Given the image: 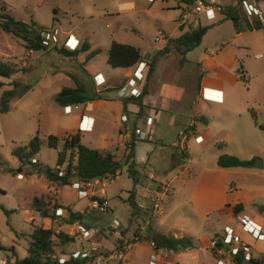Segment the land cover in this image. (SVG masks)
Instances as JSON below:
<instances>
[{
	"label": "crops",
	"instance_id": "crops-1",
	"mask_svg": "<svg viewBox=\"0 0 264 264\" xmlns=\"http://www.w3.org/2000/svg\"><path fill=\"white\" fill-rule=\"evenodd\" d=\"M122 1L124 4L142 6L159 0ZM162 1L168 3L167 0ZM174 2H176L177 6H173L171 9H179L180 11L186 4L184 1L177 2L175 0ZM261 5H264V1L258 3V6ZM133 11L135 9L125 12L131 13ZM55 13L57 12L55 11ZM121 13L116 15L120 16ZM190 23L198 26L194 21H190ZM207 23L209 25L213 24V26L204 36L201 45L204 44V39L208 33L215 28L214 22L209 21ZM234 29L235 35L232 36L230 41L227 40L225 44L224 39H219L208 44L210 46L208 53L200 57L199 69L201 70L202 80L199 83L194 106L191 107L190 111H187L182 106L185 88L179 93L178 102L173 103L172 107L168 104H161L157 96H155V92L157 93L167 83L160 84L157 87L158 82H156L153 90L146 89L143 110L133 100L128 101L125 106L124 101L130 96L123 92L124 88H128L126 92H129L133 87H136L137 91H142L144 88V78L147 70L146 62L130 68H113L109 63L108 69L99 68L95 65V61L101 56L103 48L109 55L113 41L130 44L127 42L130 38L128 34L120 30L114 31L109 36L108 46L106 47L94 42L93 35L95 33L73 29L63 36L60 35L62 36V41L68 35L80 40L78 53L72 57L63 56L56 50H51L52 48H48L46 51L29 49L26 54L28 60L40 58L48 60L55 58L51 54L55 52L64 59L61 62L63 67L59 66V68H69L71 66V71L56 70L57 66L51 67L56 70L55 73L58 74L59 78L65 81L64 84H60L57 87V93L52 96L55 102L56 96L65 87L75 88L77 86L76 80L81 83L88 82L95 88L94 94L90 95L91 97L101 96L80 104L79 108H74L70 114L65 112V106H61L56 102L60 108H56L55 110L57 111L52 110L51 112V114L55 115L52 120L56 124L53 127L55 129L53 134L59 136L61 140L67 136L79 134L83 144L101 152H111L119 161L125 160L129 152L127 143L132 138H138L135 149V168H143L144 171L137 170L139 171L137 176L139 182L142 177L148 180L152 188H149L150 190L146 192L147 202L145 204L138 203L141 207V212L138 215L132 217L131 211L130 217L125 223L115 220L110 225L112 228L119 227L115 234L125 242L123 244L127 253L124 252L118 264H149L154 255L156 256L157 264H218L211 242L229 228H233L241 239L249 245L253 258L264 257V238L254 239L245 232L242 221L245 216H249L254 223L262 227L264 232V213H261L258 209L259 206H264V128H259L257 125L259 122H263L264 107H255L257 103L256 93H252L245 103L237 107L235 101L236 93L234 92L237 79H240L237 70L241 65L244 67L239 55V49L245 47V45H248V48H251V46L250 43L233 42L238 41L246 33L257 29L240 32H237L236 28ZM132 30L134 31L136 28ZM164 32L166 35L169 33L167 31ZM168 41L169 36L167 35V39L157 42L162 43V46L165 47ZM84 45L90 46V48L83 51ZM131 45L140 48L142 52L139 45ZM162 46L157 49H161ZM53 48L55 49V47ZM95 50H100V53L91 55ZM193 51L190 53H193ZM258 53H255L254 59H263L256 58ZM252 61V63L247 62V69L258 74L260 81L264 84V62L260 64L259 68L253 69L254 60ZM32 67H34L33 64H30L29 68ZM159 68L160 66L156 69L155 78ZM116 70H119L121 75H116L112 72ZM137 71L143 72V79L138 80L136 78ZM246 73L249 76V72L247 71ZM99 74L105 80L102 85H97L95 81V77ZM218 105H225L229 109L224 108L226 111L218 112L214 108V106ZM185 110L188 113L189 122L180 129L174 128L177 123L176 113L177 115L184 114ZM168 112L172 114L168 118L169 126H163V115H167ZM83 116L90 118V122L93 125L92 128L80 129ZM149 118H152V124H148ZM222 118L223 120H218ZM218 123H220V126L223 125L221 129H217L220 127L217 125ZM137 128H141L146 133L151 134L153 138L140 139L135 134ZM187 128L190 129L189 146L195 140L200 144L208 142L209 146H217L218 148L215 151L212 164L206 165L203 163L199 169L195 170L196 172H194L191 181L182 183L180 177L185 173L184 168L189 169L194 161L192 153L185 152V146L180 144V141H183L180 132ZM255 135H260V138H256ZM199 136L202 137L201 142L196 140V137ZM235 141L241 144L240 146L244 148L242 152L245 153L240 154L237 150L226 149L228 144H232V142L234 144ZM167 147L173 148L172 156L168 161L156 153L158 149L160 151V149ZM180 152L184 158L188 159L187 165L183 164ZM223 153L235 154V156L238 155L237 157L253 161V163L247 167H221L218 160ZM42 163L45 164L46 162ZM260 166H263V168ZM125 168L127 172L128 166H125ZM160 168L163 173H168V176L171 171L173 173L172 178L169 180L168 177H161L159 175ZM99 182L100 179H97L96 182H82V184H84V188L87 191H93V194L106 199L103 195H99L97 191L86 186V184L95 186ZM139 182L136 184L137 187ZM158 185H162V187L159 188L157 187ZM89 201L85 213L80 212L84 216V222L82 221V223L85 226L79 224V222L75 223L74 227L79 231V236L75 237V241L70 244L73 246L77 245L78 249L74 252L81 250L82 247H87L85 251H89L94 245L100 248L104 247L108 251L109 248H113V245L108 243L110 239L104 234L98 233L101 228H94L85 222L86 215H90L88 213V208L91 207L92 202L90 197ZM106 202L108 203L107 199ZM236 206H241L239 212H236ZM72 211L79 212L75 211V209H72ZM109 211H112L110 207ZM36 222L33 226H39ZM81 229L89 232L88 237L84 236ZM161 235L175 238L187 236L195 241L197 247L180 251L158 248L154 243L160 239ZM234 246L240 247L239 243H235ZM137 247L143 249L144 261H140L134 254H130L132 251H136ZM72 254H65L64 256L67 257L65 259L70 258ZM128 255L130 256L128 257ZM225 258L227 264H235V257H232V255L227 254ZM101 259L103 258H98L97 264H109L110 259Z\"/></svg>",
	"mask_w": 264,
	"mask_h": 264
},
{
	"label": "rangeland",
	"instance_id": "rangeland-1",
	"mask_svg": "<svg viewBox=\"0 0 264 264\" xmlns=\"http://www.w3.org/2000/svg\"><path fill=\"white\" fill-rule=\"evenodd\" d=\"M174 1L167 0L168 3H166L159 0L154 3L137 6L136 4H124L122 0H0V7H5L6 12L18 20L27 23L37 22L42 27L58 32L62 36L73 29L95 33L93 35L94 42L100 43L103 47L108 46L109 36L114 31L120 30L130 37L127 40L128 43L137 44L141 47L145 56H143V61L137 64L141 65L143 62L147 63L149 59L165 48L162 43L156 41V36L160 30L169 32L167 35L170 40L199 26L190 22H181L180 17H178L181 15V11L179 9H171L173 6H177ZM179 1L182 0H177V2ZM220 6L222 12L217 11L215 13L216 15L213 19L215 28L205 37L204 44L195 48L193 53H189L186 57L176 47L159 55L156 69L158 66L160 68L156 78V70L152 77L147 78L149 67L147 68L144 78L145 89L153 90L156 82H158L157 87L160 84L167 83L157 93L155 92V96H157L161 104H168L172 107L173 103L178 102V95L185 88L182 106L187 111H190L191 107L194 106L199 83L202 80L201 70L199 69L200 57L208 53L210 48L208 44L219 39H224L226 44V41H230L232 36L235 35L234 22L232 19H226L227 14L224 13V10H228L230 6L237 7V13L242 18L247 17L251 22L256 18L258 19V15L255 12L246 13L244 4H240L239 0H221ZM260 7L264 11V5ZM132 9H135V11L131 13L125 12ZM117 13H121V15L117 16ZM209 21V19L203 17L202 25H209L207 23ZM133 28H136V30L133 31ZM238 42L250 43L252 50L247 47L248 45L239 49L241 62H243L245 70L249 72L250 82L246 85L240 80L241 78L237 79L234 87L236 106L240 107L241 104L249 99L252 93H256L257 103L255 107H264V84L260 81L258 74L247 69V62L252 63V60H254L253 69L259 68L260 64L264 62V58L261 60L254 59L255 53L264 51V28L263 30L246 33L233 43ZM161 46L162 48L158 50L157 48ZM51 50L55 49L52 48ZM28 51L29 49L25 47V43L21 38L6 33L0 27V57L17 70V73L11 79H0L3 82V86L0 88V97L4 90L12 88L10 84L13 80L20 81L22 86H32V89H28L23 96L19 95L11 101V109L8 113H0V264H12L7 263L9 257L11 262H14L15 257L23 259L28 255L30 235L34 230L35 225L33 226V224L36 222V218L38 220L36 223L41 226L54 228L56 231H63L67 235L77 238L79 231L74 227L75 223L68 222L70 218L69 209L85 213L88 202H90L89 197L91 200L99 197L93 194V191H87L84 188V184L77 178H74V182L71 185H60L38 174L33 165L29 163L22 164L13 155L14 148L28 145L31 139L39 132L42 139L41 151L34 160L39 161V163L46 162L45 164L50 167H57L58 153L62 150L64 144V141L61 140L57 148L49 146L48 136L55 132L53 127L56 125L52 120L55 115L51 114V112L52 110L57 111L55 110L56 108H60L52 99V96L57 93V87L65 83L55 71L57 69L71 71L72 68L71 66L69 68H59V66L63 67L61 62L64 59L55 52L51 53L55 57L52 59L28 60L26 58ZM107 58L108 53L103 48V52L96 59L95 65L99 68L108 69ZM30 64H33L34 67L29 68ZM53 66H57L56 70L51 68ZM112 72L116 75H121L119 70ZM185 78L187 79L184 81ZM82 83L85 85L88 95H93L95 88L88 82ZM214 108L218 112H224L227 109L225 105L214 106ZM187 111L180 115L176 113L177 123L174 128L180 129L187 125L186 123L189 122ZM171 115V112L163 115V126H169L168 118ZM218 120H223V118ZM262 121L257 124L259 128H264V119ZM217 125L220 126V123ZM222 126L217 129H221ZM255 137L260 138V135H255ZM191 143L189 147L186 145L184 148L185 152L192 153L194 161L189 169L184 168L185 173L180 177L182 183L191 181L194 172H196L195 170L199 169L203 163L206 165L212 164L215 151L218 148L217 146H209L208 142L200 144L194 140ZM240 145L235 141L234 144L233 142L228 144L226 149L237 150L240 154H243L245 153L242 152L244 148ZM172 152L173 148L167 147L160 149V151L158 149L156 153L168 161L172 156ZM182 160L183 164L187 165L188 159L182 156ZM124 161L122 160L121 162ZM20 168H22V171L19 170ZM136 170L144 171L143 168L139 167ZM169 173L168 176V173H163L160 168L159 175L161 177L165 176L170 180L173 173L171 171ZM86 186L97 191L99 195H103L112 210L103 212L100 208L94 207L91 202V207L88 208L90 215L85 217V222L94 228H101L98 233L107 236L110 239L108 243L113 245V248H109L108 251L104 247L100 248L103 253H94V255L98 256V258L100 256H109L115 251H120L123 248V243H125L124 240L115 234L119 227L112 228L110 225L115 220L125 223L130 217L132 211L128 201L131 195L130 192H136L137 203L145 204L147 202L146 192L152 187L150 182L144 177L140 178L139 186L137 187L133 178L127 174L125 166H123L122 172L118 177L100 179V182L96 183L95 186L91 184H86ZM157 187L160 188L162 185ZM37 198L44 201L47 210L51 214L56 211L54 213L56 215L55 219L45 217L35 209V200ZM61 206L67 207L63 208ZM4 208L9 210V215ZM82 221L84 222V219L77 222L85 226ZM11 247H14L16 252L10 251ZM77 249L76 244L74 246L68 244L60 251L58 257L60 259L67 258L64 256L65 254L73 253ZM86 249L87 247H82L81 250L85 251ZM132 252L130 254H134L138 260L144 261V251L141 247H137L136 251ZM112 260L109 261V264H118L119 262V260Z\"/></svg>",
	"mask_w": 264,
	"mask_h": 264
},
{
	"label": "trees",
	"instance_id": "trees-1",
	"mask_svg": "<svg viewBox=\"0 0 264 264\" xmlns=\"http://www.w3.org/2000/svg\"><path fill=\"white\" fill-rule=\"evenodd\" d=\"M187 3H194L196 0H182ZM262 2L264 0H255ZM244 0H239L240 4H243ZM227 14L226 19H232L237 32L243 30H260L263 29V24L259 19H255L251 22L247 17H241L237 13V7L230 6L228 10H224ZM243 19V20H242ZM213 24L202 25L197 28L183 33L177 38L170 39L168 44L163 50H160L153 58L147 61L148 74L147 78L152 77L156 70L157 60L159 55L164 54L176 47L184 57L188 53L199 47L203 41L204 36L207 34ZM0 27L9 34H13L21 38L27 49H33L35 51H46L48 47L43 42L42 33L45 31V27L39 26L37 23H27L22 20L14 18L12 15L6 12L5 7H0ZM90 46L84 45L82 50L89 49ZM55 50L67 57L75 56L78 51H70L64 47H55ZM100 53V50H95L91 55ZM143 61V55L140 48L131 45L124 44L117 41H113L108 55V63L113 68H130ZM17 70L8 62H5L0 57V79H11ZM237 73L241 80L247 85L249 84V76L247 75L244 67L241 65ZM77 86L75 88L65 87L55 98L56 102L61 106L82 104L93 99L100 98V95L91 97L88 95L85 86L76 80ZM12 88L4 90L0 97V113H8L11 109V101L17 96H23L28 89H31V85H23L18 80H13L10 84ZM3 86V82L0 80V88ZM146 95V89L141 91L139 96H132L125 99V106L128 101L133 100L137 103L141 110L144 109V97ZM61 138L55 134L48 136L49 146L57 148ZM64 144L62 150L58 153L57 167H50L44 163L35 161V157L41 151L42 139L39 132L34 136L28 145L14 148L13 155L16 156L22 164L29 163L34 166L35 171L45 176L52 182L60 185L73 184L74 178H77L83 183L94 182L97 179H104L108 177H117L121 174L123 166H128L127 172L130 177L133 178L135 184L139 182L138 174L135 166L136 156V142L138 138H132L127 143V149L129 150L126 155L125 161L121 162L116 159L115 155L111 152H101L98 149L91 148L82 143L79 134L71 135L63 138ZM218 163L221 167H247L253 163V161L243 160L235 155L223 153L220 155ZM66 165V167H64ZM64 167V169H62ZM22 171V168L19 169ZM129 197V203L132 207V217L138 215L141 212V207L136 201V192L131 191ZM92 200H98L101 204L106 202V199L95 197ZM35 209L41 212L45 217L56 218V211L51 214L44 201L40 198L35 200ZM63 207V206H61ZM65 208V207H63ZM241 206H236V212H239ZM68 209V208H67ZM261 213H264V206L258 207ZM5 212L9 215V210L5 209ZM69 223H76L83 219V214L80 212H73L70 210ZM30 244L28 247V255L20 259L15 257L14 262H11L9 257L7 263L12 264H97L98 256H85L75 258L73 255L65 261H61L58 257L60 251L65 248L66 245L75 241L74 236H69L65 232L56 231L54 228H47L44 226H35L32 234L30 235ZM158 248H166L173 251H180L186 249H194L197 247L195 241L187 236L175 238L172 236L161 235L160 239L154 243ZM1 246V245H0ZM8 250V249H6ZM120 250L126 252V248L123 244V248ZM10 251L16 252L14 247L10 248ZM101 257V256H100ZM235 264H256L262 260L261 258L247 259L243 250H240L234 256Z\"/></svg>",
	"mask_w": 264,
	"mask_h": 264
},
{
	"label": "built area",
	"instance_id": "built-area-1",
	"mask_svg": "<svg viewBox=\"0 0 264 264\" xmlns=\"http://www.w3.org/2000/svg\"><path fill=\"white\" fill-rule=\"evenodd\" d=\"M155 1V0H150ZM186 4L182 7L180 20L181 22H190L194 21L197 25L202 24L203 17H206L210 21L213 22V19L215 18V13L217 11L222 12L221 8V0H196V2L190 4L185 2ZM257 1L255 0H244V8L246 10V13L255 12L256 15H258V19L262 22L264 27V11L260 6H258ZM43 42L48 48L53 47H64L70 51H77L80 47V40L76 39L72 35H68L64 41L61 40V36L58 32H53L49 29H46L43 33ZM167 39V35L163 30H160L157 34V41H162ZM256 58L261 59L264 58V52L256 54ZM147 66V63H146ZM148 68V66H147ZM136 78L138 80H141L144 78V74L141 71H137ZM95 81L97 85L104 84L105 80L101 78V75H97L95 77ZM128 91V88H124L123 92L126 93L128 96H139L141 94V91H137L136 87H133L131 90ZM80 104L75 105H67L64 107V110L66 113L70 114L73 112L74 108H79ZM152 118L148 119V124H152ZM93 125L90 122V118L87 116H83L82 123L80 125L81 130L92 128ZM189 128L186 130H183L180 132V136L182 137L183 141H180V144L187 147L189 146ZM135 134L140 137V139H152L153 136L151 134L146 133L141 128H137L135 131ZM196 140L198 142L202 141V137H196ZM92 205L96 208H100L103 212L109 211L108 203L105 202L104 204H101L98 200H92ZM243 221V228L245 232H247L249 235H251L254 239H263L264 238V232L261 226L254 223L253 220L249 216H245ZM84 236L88 237L89 232L87 230L81 229ZM235 243H239L240 247L234 246ZM211 246L214 249L215 256L217 257L218 264H227L225 256L227 254L232 255L234 257L240 250H243L245 253V256L247 259L252 258L250 247L249 245L241 239L240 235H238L233 228H229L224 232L220 237L215 238L211 242ZM94 253H103L100 250V247L97 245H94L91 250L89 251H76L73 252V256L75 258L77 257H85V256H92ZM124 251H115L109 256H102L104 260L106 259H114L119 260L123 257ZM61 261H65L67 259H60ZM149 264H157L156 256L154 255Z\"/></svg>",
	"mask_w": 264,
	"mask_h": 264
},
{
	"label": "water",
	"instance_id": "water-1",
	"mask_svg": "<svg viewBox=\"0 0 264 264\" xmlns=\"http://www.w3.org/2000/svg\"><path fill=\"white\" fill-rule=\"evenodd\" d=\"M260 167H261V166H260ZM261 168H263V166H262ZM256 264H264V260H262V261H260V262H258V263H256Z\"/></svg>",
	"mask_w": 264,
	"mask_h": 264
}]
</instances>
